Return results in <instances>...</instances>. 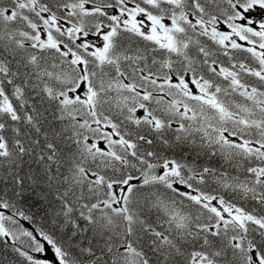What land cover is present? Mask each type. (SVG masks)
I'll use <instances>...</instances> for the list:
<instances>
[{
	"label": "snow or ice",
	"instance_id": "6c2138e0",
	"mask_svg": "<svg viewBox=\"0 0 264 264\" xmlns=\"http://www.w3.org/2000/svg\"><path fill=\"white\" fill-rule=\"evenodd\" d=\"M0 264H264V0H0Z\"/></svg>",
	"mask_w": 264,
	"mask_h": 264
}]
</instances>
